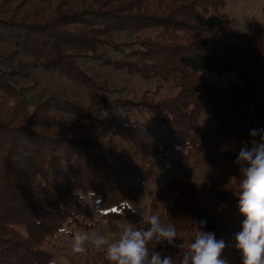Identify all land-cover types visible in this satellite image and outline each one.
<instances>
[{"label": "trees", "instance_id": "1", "mask_svg": "<svg viewBox=\"0 0 264 264\" xmlns=\"http://www.w3.org/2000/svg\"><path fill=\"white\" fill-rule=\"evenodd\" d=\"M224 6L225 0H0V90L26 100L41 69L86 97L50 93L29 116L20 104L0 113V264H55L52 250L71 238L59 229L73 233L79 225L77 192L95 194L99 219L135 217L124 205L139 200L154 159L167 152L177 153L179 167L206 164L216 174L198 183L170 177L149 215L163 214L185 247L206 221L202 230L227 244L222 258L242 264L234 247L245 219L237 195L242 174L233 147L250 148L259 140L250 131L264 129V23L238 33ZM206 72H233L238 81L220 86ZM115 74L146 85L128 93ZM154 250L180 264L181 249L165 242Z\"/></svg>", "mask_w": 264, "mask_h": 264}, {"label": "clouds", "instance_id": "2", "mask_svg": "<svg viewBox=\"0 0 264 264\" xmlns=\"http://www.w3.org/2000/svg\"><path fill=\"white\" fill-rule=\"evenodd\" d=\"M250 136H259V140L253 139L250 148L247 143L242 144L235 161L242 174L238 208L245 219L242 229L234 235V247L241 253L242 264H264V129H253ZM76 195L82 203L93 205L95 194L91 190ZM124 207L139 214L146 226L125 224L118 238L112 240L97 232L72 233L66 228H60L59 232L71 237L73 253H86V246L104 249L109 264H174L172 256H162L154 250L156 244L165 242L181 249L180 264H229L222 258L226 242L217 239L214 232L202 230L206 221L198 222L194 239L185 247L183 241L175 242L179 239L175 226L162 223L157 214H146L140 206L127 201ZM226 207L222 204L220 209ZM149 244L153 245L151 250Z\"/></svg>", "mask_w": 264, "mask_h": 264}, {"label": "rangeland", "instance_id": "3", "mask_svg": "<svg viewBox=\"0 0 264 264\" xmlns=\"http://www.w3.org/2000/svg\"><path fill=\"white\" fill-rule=\"evenodd\" d=\"M24 0H15V2ZM224 11L231 20L233 29L238 33L246 32L249 27L255 23H264V0H225ZM208 78L220 86H226L232 82H236L237 77L233 72L215 73L206 72ZM36 85L32 87L30 97L25 96L26 100L21 101V97H11L0 90V113L5 110L20 109L26 115H31L36 105L47 94H73L76 97L85 101L84 91L76 85H73L65 77L55 72H48L38 69L35 74ZM116 85L121 88H127V92L138 93L146 85L136 77H127L124 74L113 75ZM41 95V96H40ZM40 96V98H39ZM17 107V108H15ZM19 110V109H18ZM9 116H7L8 118ZM202 126L211 130L213 128L206 120H202ZM234 150H240L238 145L233 147ZM216 174L214 167L206 164H189L185 167L177 165V153L167 152L157 156L154 159V169L151 181L146 186V191L139 197L133 206L141 207L146 214L150 213V202L154 199L156 193L161 189L162 185L170 178L177 177L191 183H198L201 179L207 176ZM81 201V200H80ZM65 207L74 211L73 202L69 199L65 201ZM79 210V225H73V233L76 232H97L105 236L108 240L118 238L120 231L125 224H131L133 227H145L146 224L141 216L135 213V217L128 219L124 215L118 219H99V215L93 213V205L89 206L80 202ZM164 224H170L165 216L160 212H155ZM82 224V225H81ZM221 230L223 233L227 231L225 223L222 224ZM60 249L52 250L56 258L55 264H105V250L96 249L91 246H86L87 251L84 254H75L72 252L71 238L59 243Z\"/></svg>", "mask_w": 264, "mask_h": 264}]
</instances>
